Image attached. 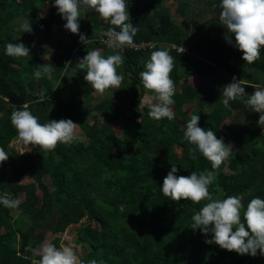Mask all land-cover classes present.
<instances>
[{
    "label": "trees",
    "instance_id": "16d2710c",
    "mask_svg": "<svg viewBox=\"0 0 264 264\" xmlns=\"http://www.w3.org/2000/svg\"><path fill=\"white\" fill-rule=\"evenodd\" d=\"M174 1L175 16H183L191 7L190 0ZM126 2L130 22L139 29L134 44L145 46L112 51L96 38L98 32H93L97 31L98 18L93 10H81L78 21L79 34L91 41L85 44L80 42L79 34L68 35L71 32L63 27L66 20L52 6L54 0H0V148L8 154L7 161L0 163V197L16 200L20 195L23 197L15 208L23 220L12 216L15 209L0 204V264H32L40 257L25 249L36 250L45 235L63 234L69 227L74 232V242L82 250L79 264H89L91 260L97 264H264L259 251L255 257L238 255L206 244L204 241L210 235L190 228L191 217L208 201L177 203L164 197L160 190L173 164L178 169L177 176L212 170L210 162L199 153L196 160L191 159L189 148L194 145L183 141L192 115L200 117L199 127L212 130L215 135L227 119L239 115L244 117L241 125L225 127L237 144L236 149L220 165L209 192L220 200L242 195L244 208L254 197L264 199V130L257 124L260 114L244 103L247 97L230 101L229 108H225L222 104L225 85L210 83L196 88L188 81L192 76L208 80L214 72H220L227 84L233 76L246 81L248 85L243 87L251 95V84L264 87V48L260 50V58L248 64L241 59L242 52L233 46L234 37L230 45L224 37L210 35L222 29L226 32L219 20L221 0L204 2L207 7L200 8L190 24L182 19L176 22L160 0L152 1L156 5L152 12L147 11L146 0ZM44 4L48 7L42 14ZM203 14H212L213 21L205 20L201 27L195 25L194 20ZM25 21L32 30L41 29V38L35 34L37 41L32 42V33V39L25 45L30 48L29 56L10 57L5 46L13 43V39L18 41L22 35L18 22ZM110 27L113 26L104 21L101 30L108 32ZM53 28L56 32L65 29L64 37L51 39ZM53 43L54 49L49 50ZM181 47L185 49L183 53L179 51ZM163 49L175 61L170 76L177 97L173 96L175 103L171 108L175 118L171 121L151 119L149 105L136 104L143 94L139 73L145 70L151 53ZM91 50L124 58L123 65L117 68V73L124 77L120 85L124 96L117 101L108 96L116 89L109 88L105 91L108 95L97 99L93 96L95 90L83 79L86 69H80L78 61ZM44 63L52 64L54 71L51 77L36 79L35 67ZM58 82V94L53 98L37 96L41 87H45L48 95ZM61 92L67 96L63 111L58 109ZM3 97H8L11 105ZM176 98L192 105L194 111L187 116ZM24 103L41 124L72 120L82 140L58 143L51 152L37 146L33 151L15 154L7 148L17 135L10 116ZM117 120L129 123L121 129V136L110 128ZM176 148L180 151L178 155ZM7 167L20 172L27 182L14 187ZM45 177L50 189L43 182ZM58 241L55 237L51 243L58 247Z\"/></svg>",
    "mask_w": 264,
    "mask_h": 264
},
{
    "label": "clouds",
    "instance_id": "9594fccd",
    "mask_svg": "<svg viewBox=\"0 0 264 264\" xmlns=\"http://www.w3.org/2000/svg\"><path fill=\"white\" fill-rule=\"evenodd\" d=\"M52 6L56 8L61 18L66 20L63 27L72 34H79L78 21L81 10H93L99 19L113 26L108 32L103 30V34L107 33L105 43L110 50L134 46V37L139 29L130 22L126 0H54ZM220 7L222 10L219 20L226 29L225 41L231 45L234 37L233 46L242 52L241 59L248 64L254 63L260 58V50L264 48V0H221ZM35 28L32 30L27 21L21 23L22 35L18 41L13 39V43L5 46L6 55L15 58L29 56L30 48L25 45L30 42V37L32 39V33L31 41H37L35 34L41 31L39 27ZM96 35L99 39L101 33L98 32ZM79 40L85 44L91 43L83 34H79ZM179 51L183 53L184 47L179 48ZM123 63L124 58L121 55L114 54L105 58L100 50L88 51L78 61L80 69H86L83 79L101 95L109 88L120 89L124 77L117 73V68ZM174 64V58L167 49L156 50L145 62V70L139 73L143 88L155 94L148 101L150 109L148 116L151 119L167 118L171 121L175 118L171 105L175 103L173 96L176 86L170 76ZM53 71L52 64L44 63L35 67L33 76L36 79L51 77ZM244 85L248 83L233 76L232 82L223 87L222 104L229 108L230 101L247 97L244 103L252 112L260 114L257 124L264 126V87L251 84L254 91L249 95L245 92ZM3 99L5 103L11 105L8 97ZM153 100L155 102H152ZM199 119L196 114L190 117L183 133V141L194 145L189 148L190 158L196 160V154L199 153L210 162L212 170H204L199 174L192 171L188 176H177L178 169L173 164L164 177L160 190L164 197L177 203L181 200H190L194 204L208 201L191 217L190 226L192 230L198 229L205 236L210 235L211 238L204 241L206 244H215L238 255L255 257L259 251V255L264 256V199L254 197L244 208L242 195L228 196L222 200L213 198L209 186L215 182L220 165L233 155V146L226 144L223 138H217L214 131L199 127ZM10 122L17 133L16 143L38 146L43 151L51 152L58 143L68 144L75 139L76 123L70 119H61L41 124L29 111L27 103L12 111ZM7 159L8 154L0 148V163ZM22 200L23 197L16 200L3 196L0 197V204L15 209ZM25 251L35 250L26 248ZM36 255H39L40 259L35 260L34 264H79L78 257L71 247L57 248L50 242L42 244ZM89 264H97V261L91 260Z\"/></svg>",
    "mask_w": 264,
    "mask_h": 264
},
{
    "label": "rangeland",
    "instance_id": "374dc122",
    "mask_svg": "<svg viewBox=\"0 0 264 264\" xmlns=\"http://www.w3.org/2000/svg\"><path fill=\"white\" fill-rule=\"evenodd\" d=\"M147 1V11L149 12H152V10H155L156 9V5L154 3H152L153 0H146ZM208 0H199L197 2V0H190V3H191V7L190 9H186L185 10V14L183 16H175L174 15V10H175V1L174 0H160V3L167 7L168 8V12H169V16L175 18L176 22L179 23V21L182 19L183 21H186L188 22V24H190V22L193 18V16L200 10V8H206L207 6L204 4V2H207ZM159 3V2H158ZM48 7L47 4H44V8L41 10L42 14H45L46 13V8ZM83 10V9H82ZM213 15L212 14H203V15H200L199 18L195 19L194 22H195V25L197 26H202L201 24L203 23V21H207V22H212L213 21ZM97 21V26L95 27L97 29V31H95V29L93 30V32H99L101 34H103V30H101V26L103 24V20L99 19V17L96 19ZM18 23H22V22H18ZM221 23V22H220ZM100 30V31H99ZM224 34H225V31L224 29L220 30L219 33H210V35L212 37H216V38H220L222 39L224 37ZM69 36L72 35V33H69L68 34ZM49 36L51 37V39L53 38H63L64 37V32L63 31H57L53 28V31L49 34ZM37 37L41 38L40 37V32H38L37 34ZM34 42V41H33ZM51 42H53V40H51ZM35 43V42H34ZM49 50H52L54 49V43L53 45L50 44L49 45ZM205 50H207V48H205L201 53L200 55L204 54ZM107 53H102V55L106 58ZM251 77V76H250ZM189 83L198 88V87H202V86H205L207 84H217V85H226L227 84V79L225 77L224 74L220 73V72H214L208 80H203L201 78H199L198 76H192L188 79ZM60 82H58L56 84V86H54V88L51 89V91H49L48 95L45 91V87H41V89H39L37 92V95L39 97H42L43 96H47L49 98H53L54 95L58 94V87L59 86ZM259 86H262V85H259ZM56 88V90H55ZM141 89L143 91V94L141 96V98L137 101V105L140 107H148V101L154 97V93H151L147 90H145L141 84ZM254 91V89H253ZM252 91V92H253ZM62 93V92H61ZM111 94H107L106 92H104L103 95L101 94H98L97 92H94L93 93V96L97 99H100L102 97H105V95H108L109 96V99H111L112 101H117L119 99V96L123 97L124 94H122V87L120 86V89H116L114 91H111L110 92ZM120 93V94H118ZM63 94V97H62V102L61 104L58 105V109L60 111H63L66 106H67V96L65 93H62ZM176 96V95H174ZM177 97V96H176ZM181 106V109L183 110V112L188 116L189 114H191L193 111H194V107L192 105H188L186 104L181 98H176ZM152 102H155L154 100ZM95 101L94 102H91L90 103V106L94 105ZM129 112H127L128 114ZM96 121L97 123H100V117H96ZM244 121V117L243 116H234L232 118H229L225 121L224 125L221 127V130L219 131V133L216 134L217 138H223L224 142L226 144H231L233 146V151L236 149V146L237 144L232 140V138L230 137L229 133L227 132L226 130V126H239L243 123ZM88 123L91 124L92 123V119H89L88 120ZM129 126V123L125 122V121H114L110 124V128L112 129V131L118 135V136H121L122 135V128L123 127H126ZM178 125L181 126V121L178 120ZM262 127V130H264V126H261ZM75 138H80V140H82L83 136L82 134L75 129ZM9 150H12L15 154H21L23 153L24 151H33L37 148V146H25V145H22V144H18L15 142V139H13L9 144H8V147H7ZM175 152L176 154L178 155L180 153L179 149H175ZM228 160V159H227ZM227 160H225L223 163H226ZM7 174L10 178L13 179V181L15 182V185L14 187L17 185L19 186V184H25L27 182V179H24V178H21L20 176V172H18L17 170H12L10 169L9 167H7ZM20 177V178H19ZM45 185L48 187V189L51 188V184L48 180L47 177H45L43 179ZM22 199V196L20 195L19 196V200ZM12 216H14L15 219L17 220H23L22 218V215L19 214L18 211H12ZM72 227H69L63 234H58V235H48L44 237L43 241L41 242V244L36 248L35 250V254L36 252H38V250L40 249L41 245L44 244V243H48V242H52V240L57 237L59 239L58 241V247L57 248H63L65 246H68V247H71L74 252L76 253L77 257H80L81 256V248L79 247V245L77 243L74 242V239H75V236H74V232H70L69 230H71ZM39 256V255H37ZM32 264H34V262H32Z\"/></svg>",
    "mask_w": 264,
    "mask_h": 264
},
{
    "label": "built area",
    "instance_id": "2783aa9c",
    "mask_svg": "<svg viewBox=\"0 0 264 264\" xmlns=\"http://www.w3.org/2000/svg\"><path fill=\"white\" fill-rule=\"evenodd\" d=\"M106 39H107V33L101 34L99 36V40L105 45H107L105 43ZM144 46H145V44H134L133 47H128V48H130V49H139V48H143Z\"/></svg>",
    "mask_w": 264,
    "mask_h": 264
}]
</instances>
